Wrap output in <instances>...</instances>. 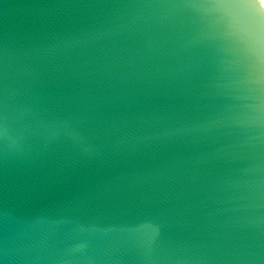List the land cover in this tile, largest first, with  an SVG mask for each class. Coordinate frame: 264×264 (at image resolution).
<instances>
[{"label":"water","instance_id":"95a60500","mask_svg":"<svg viewBox=\"0 0 264 264\" xmlns=\"http://www.w3.org/2000/svg\"><path fill=\"white\" fill-rule=\"evenodd\" d=\"M210 3L243 0H0V79L75 117L0 153V264H264L257 154L223 126L234 8ZM193 120L219 126L174 134Z\"/></svg>","mask_w":264,"mask_h":264},{"label":"clouds","instance_id":"9594fccd","mask_svg":"<svg viewBox=\"0 0 264 264\" xmlns=\"http://www.w3.org/2000/svg\"><path fill=\"white\" fill-rule=\"evenodd\" d=\"M171 7L148 6L143 14L146 17L168 15ZM208 7L234 8L225 14L222 32L237 55L239 75L233 88L235 103L223 126L240 130L245 137L241 147L257 154L252 170L254 178L248 184L253 189L251 195L264 199V0H243L235 6L210 3ZM69 119L75 117L54 114L22 97L14 76L5 70L0 79V153L6 159H14ZM218 126L194 120L181 122L174 134L195 139L212 134ZM77 250L69 249L63 264H72Z\"/></svg>","mask_w":264,"mask_h":264}]
</instances>
